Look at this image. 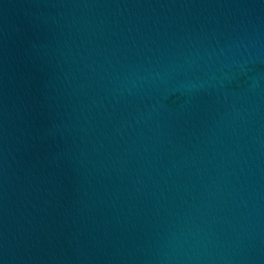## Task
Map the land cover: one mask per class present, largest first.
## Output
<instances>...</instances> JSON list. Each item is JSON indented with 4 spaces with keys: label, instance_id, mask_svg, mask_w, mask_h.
<instances>
[{
    "label": "water",
    "instance_id": "obj_1",
    "mask_svg": "<svg viewBox=\"0 0 264 264\" xmlns=\"http://www.w3.org/2000/svg\"><path fill=\"white\" fill-rule=\"evenodd\" d=\"M0 264H264V0H0Z\"/></svg>",
    "mask_w": 264,
    "mask_h": 264
}]
</instances>
